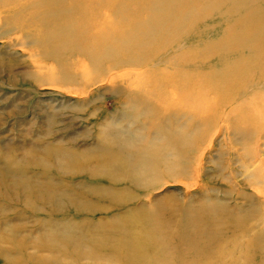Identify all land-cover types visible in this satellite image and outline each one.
I'll use <instances>...</instances> for the list:
<instances>
[{"label":"rangeland","instance_id":"1","mask_svg":"<svg viewBox=\"0 0 264 264\" xmlns=\"http://www.w3.org/2000/svg\"><path fill=\"white\" fill-rule=\"evenodd\" d=\"M247 1L242 0L256 8L262 3ZM215 6L217 17L206 21L215 20L214 29L224 28L220 24L228 11L220 2ZM248 20L254 27L264 24L263 18ZM204 24L196 21L195 30L204 31ZM3 29L0 26V264H122L111 254L114 244L123 241L111 228L121 219L150 214L165 223L168 232L177 233L183 222L194 231L192 217L214 210L216 217L230 215L220 230L213 225L207 232L218 234L212 241L222 246L219 254L213 251L209 261L190 254L191 245L179 253L170 246L162 259L168 264H180L179 259L181 264H264L263 254L246 255L251 241L264 248L263 117L258 123L248 113L237 126L243 103H232L214 124L186 128L197 143L181 172L161 171L148 176L142 187L114 185L95 169L104 141L116 131L127 135L145 123L128 112L124 97L114 95L123 83L112 80L113 74L67 82L59 74L62 70H55L54 58L37 56L33 35L7 36L9 30ZM243 34L239 37L247 31ZM70 56L64 67L81 73L85 63ZM256 91L263 93L264 86ZM129 121L136 124L127 130ZM148 137L143 141L148 146L159 143L154 134ZM64 151L71 157H61ZM171 153L169 159L175 151ZM231 229L238 232L233 236ZM147 254L140 262L156 258L150 249Z\"/></svg>","mask_w":264,"mask_h":264},{"label":"bare ground","instance_id":"2","mask_svg":"<svg viewBox=\"0 0 264 264\" xmlns=\"http://www.w3.org/2000/svg\"><path fill=\"white\" fill-rule=\"evenodd\" d=\"M224 1L0 0V26L9 30L7 36L15 33L25 39L33 35L39 46L37 56L54 58L55 70H62L59 74L67 82L113 74L112 80L123 83L115 87L114 95L124 97L128 112L145 123L127 135L116 131V136L106 138L95 169L114 185L125 182L142 187L148 176L175 169L181 172L189 149L197 143L186 132L189 126L195 124L199 129L214 124L219 112L237 101L243 103L237 126L248 113L254 115L251 120L263 117L264 121V92L256 91L264 86V24L254 27L248 20L264 19V0L259 8L242 0ZM254 1L260 0L247 2ZM219 2L228 15L220 24L224 28L214 29L217 22L206 20L217 17L215 5ZM200 19L208 27L204 31L194 28ZM69 55L85 63L81 73L64 67ZM129 122L127 130L136 124ZM153 134L159 143L148 146L149 142L143 141H149ZM171 150L175 155L169 159ZM60 156L71 157L67 151ZM110 196L115 201V195ZM214 211L191 216L194 231L180 222L177 233L168 232L167 225L154 215L121 219L120 225L115 223L111 228L119 231L123 241L114 244L111 254L122 264H144L140 261L148 258L150 249L156 258L147 264H168L169 260L162 258L170 246L179 253L191 245L195 250L190 254L211 261L208 257L212 258L213 251L219 254L222 246L213 243L218 234L207 233L208 229L214 225L220 230L230 218L227 214L216 217ZM228 232L233 235L238 231ZM259 244L257 240L249 242L246 255H264ZM78 256L73 255L75 259Z\"/></svg>","mask_w":264,"mask_h":264}]
</instances>
